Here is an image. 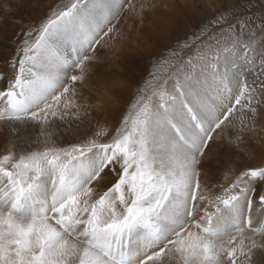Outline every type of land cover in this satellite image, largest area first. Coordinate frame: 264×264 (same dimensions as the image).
Masks as SVG:
<instances>
[{"label":"snow or ice","instance_id":"6c2138e0","mask_svg":"<svg viewBox=\"0 0 264 264\" xmlns=\"http://www.w3.org/2000/svg\"><path fill=\"white\" fill-rule=\"evenodd\" d=\"M154 7L70 0L21 30L0 70V264H264V45L243 39L248 17L239 33L217 17L221 38L172 83L154 76L113 128L79 131L122 88L82 94L100 52L126 10L143 23Z\"/></svg>","mask_w":264,"mask_h":264},{"label":"rangeland","instance_id":"374dc122","mask_svg":"<svg viewBox=\"0 0 264 264\" xmlns=\"http://www.w3.org/2000/svg\"><path fill=\"white\" fill-rule=\"evenodd\" d=\"M202 1L186 0L185 4L183 0H132L137 6L136 11H140L141 4H154V8L143 10V17L151 12L149 16L155 14L158 18L155 17L153 23L148 19L139 24L138 17L126 10L127 14L120 25L124 35L115 49L105 48L100 52L96 72L82 88L85 97L95 94L105 81L118 80L122 84L119 96L103 112L97 109L95 113L89 114L79 125L80 132H92L97 122L107 121L109 129L117 125L121 116L134 103L138 91L149 85L154 76L161 83L164 80L172 83L173 75L179 74L182 67L186 66L197 46L215 44L221 38L219 26L213 23L217 17L228 15L234 23L233 31L237 33L241 31L236 26L238 20L248 17L243 39L246 42L255 41L257 50L264 45V0H208L206 5ZM188 2L192 5H188ZM69 3L70 0H0V70H4L5 61L15 55L17 37L24 27L36 23L45 14H50L52 9ZM9 8L10 11L7 10ZM168 26H172L174 34L170 33ZM248 78H255L254 73L249 72ZM75 127L73 125L72 129H66L61 124V138L74 139ZM35 132L30 129L33 136ZM260 135L264 136V132ZM247 143L249 148L259 151L257 140ZM236 152L232 158L237 163L259 162V159L247 160L241 149ZM206 179L209 184L221 182L222 170L214 166L213 173Z\"/></svg>","mask_w":264,"mask_h":264},{"label":"bare ground","instance_id":"6f19581e","mask_svg":"<svg viewBox=\"0 0 264 264\" xmlns=\"http://www.w3.org/2000/svg\"><path fill=\"white\" fill-rule=\"evenodd\" d=\"M202 1V0H201ZM206 1H208V0H203L202 2H203V4H205L206 5ZM183 2L186 4L187 2H186V0H183ZM189 4L188 5H192L191 4V2H188ZM176 6V5H175ZM192 7V6H191ZM175 8V7H174ZM169 12V11H168ZM167 12V13H168ZM151 12H148L147 14H146V16L147 17H145L144 16V19H143V21H146V20H148V19H150L151 21L150 22H152L153 23V21L156 19V18H158V17H156V15L155 14H152L151 16H149V14H150ZM169 15V14H168ZM171 15V14H170ZM158 16V15H157ZM162 16V15H161ZM164 16V15H163ZM156 17V18H155ZM155 18V19H154ZM139 24H141L140 23V21H139ZM153 25L151 24V27H152ZM159 26V25H158ZM169 27V26H168ZM172 27V26H171ZM171 27H169V29H170V33L171 34H174L175 33V30H173V28H171ZM102 87H100V88H98L97 89V91H96V93L95 94H91V96L92 97H97L98 96V92H99V90L101 89ZM89 97V95H87V96H85V98L87 99ZM92 103H95V99H93L92 100ZM33 130H36V132H35V134L38 132L37 130L38 129H33Z\"/></svg>","mask_w":264,"mask_h":264}]
</instances>
